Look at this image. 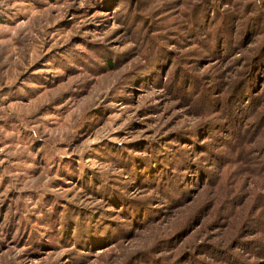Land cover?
I'll use <instances>...</instances> for the list:
<instances>
[{"label": "rangeland", "instance_id": "rangeland-1", "mask_svg": "<svg viewBox=\"0 0 264 264\" xmlns=\"http://www.w3.org/2000/svg\"><path fill=\"white\" fill-rule=\"evenodd\" d=\"M0 264H264V0H0Z\"/></svg>", "mask_w": 264, "mask_h": 264}, {"label": "trees", "instance_id": "trees-1", "mask_svg": "<svg viewBox=\"0 0 264 264\" xmlns=\"http://www.w3.org/2000/svg\"><path fill=\"white\" fill-rule=\"evenodd\" d=\"M259 64V63H258ZM258 64H256V66L258 65ZM263 63H261V65H262ZM261 65H258V66H261ZM249 84H250V81H249ZM253 85V84H252ZM241 110V109H240ZM179 157L180 156H178V157H176V160H177V164H178V169H181V167H180V164H179V162H178V160H179ZM125 160H129L128 158H125L123 161H121V164L123 165V170H129L131 167H132V163H130V165L129 164H127V163H125L124 161ZM130 162H131V160H130ZM175 166V165H174ZM175 168V167H174ZM177 168V167H176ZM183 170H185V169H183ZM153 173V172H152ZM155 177H156V173H155ZM99 178V177H98ZM148 178L152 181V182H156L155 181V179L154 178H150V176H148ZM160 182H161V179L159 180ZM154 184H156V183H154ZM162 185V183H160V185H158V184H156V185H154L155 187H159L160 188V186ZM111 188V186L108 184V183H105V184H98V187H97V192H99L100 194H102L103 196H105V198H107V200H117V201H119L118 203H114V206H117L120 210H122V213L123 214H129V211H133L135 214H137V215H133V214H129V215H132V217L133 218H129V219H135V220H138L139 218L138 217H140V219L142 218V215H143V212H144V210H145V208H146V210H147V208H149V207H145L143 204H140L139 203V205H136L135 207H133L132 209H131V204H129L128 205V202H130V201H132V197H130L129 195H125L124 194V191H123V195H121V194H117L118 193V191L116 190V189H110ZM170 188L173 190V192H176L177 194H179V192H178V188H177V183L175 182V181H173V183H170ZM125 195V196H124ZM172 196H173V198H176L175 197V193H173V194H171ZM170 196V195H169ZM181 196H182V194H181ZM129 200V201H128ZM128 205V206H127ZM90 213V212H89ZM146 214V213H145ZM145 214H144V217H145ZM135 217V218H134ZM88 219H89V217L87 218V221H86V227H85V229H87L88 227H91V225H90V223H88ZM139 219V220H140ZM70 221H73V219H69ZM70 221H67L66 223H64V228L65 229H68L70 226H71V224H70ZM53 227V226H52ZM61 227H63V225H61ZM90 233L91 232H93L94 231V228H90Z\"/></svg>", "mask_w": 264, "mask_h": 264}]
</instances>
